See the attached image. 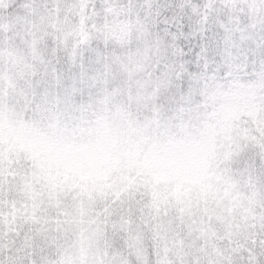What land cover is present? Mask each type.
I'll return each instance as SVG.
<instances>
[{"label": "snow or ice", "instance_id": "6c2138e0", "mask_svg": "<svg viewBox=\"0 0 264 264\" xmlns=\"http://www.w3.org/2000/svg\"><path fill=\"white\" fill-rule=\"evenodd\" d=\"M0 264H264V0H0Z\"/></svg>", "mask_w": 264, "mask_h": 264}]
</instances>
